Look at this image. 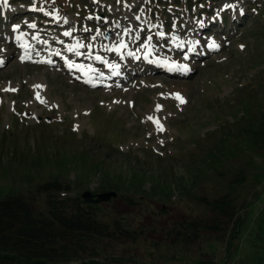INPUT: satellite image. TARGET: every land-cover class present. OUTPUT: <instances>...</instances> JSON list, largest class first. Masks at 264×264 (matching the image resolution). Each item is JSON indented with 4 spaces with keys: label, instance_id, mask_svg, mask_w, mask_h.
<instances>
[{
    "label": "rangeland",
    "instance_id": "rangeland-1",
    "mask_svg": "<svg viewBox=\"0 0 264 264\" xmlns=\"http://www.w3.org/2000/svg\"><path fill=\"white\" fill-rule=\"evenodd\" d=\"M6 9H21L17 24L49 29L41 39L55 35L62 54L81 40L83 61L101 58L95 71L123 35L133 52L154 32L165 51L176 38L199 46L173 45L189 72L122 66V81L89 85L49 66V56L21 62L14 42L0 44L11 49L0 66V199L22 196L38 212L48 209V182L69 184L68 195L80 198L114 191L98 204V221L116 231L98 237L97 256L172 264L191 254L202 264H238L264 202V0H11ZM64 18L74 40L59 44ZM41 46L32 45L35 53Z\"/></svg>",
    "mask_w": 264,
    "mask_h": 264
},
{
    "label": "trees",
    "instance_id": "trees-1",
    "mask_svg": "<svg viewBox=\"0 0 264 264\" xmlns=\"http://www.w3.org/2000/svg\"><path fill=\"white\" fill-rule=\"evenodd\" d=\"M42 189L48 195L47 210L37 212L22 196L0 199V264H150L121 255L97 256L98 237L116 231L98 221L99 206L68 195L71 186L59 181L45 183ZM123 229L128 233L124 236H131ZM189 230L188 236L194 237L196 231ZM247 232L249 244L238 264H264V202ZM176 259L172 264H202L191 254Z\"/></svg>",
    "mask_w": 264,
    "mask_h": 264
},
{
    "label": "bare ground",
    "instance_id": "bare-ground-1",
    "mask_svg": "<svg viewBox=\"0 0 264 264\" xmlns=\"http://www.w3.org/2000/svg\"><path fill=\"white\" fill-rule=\"evenodd\" d=\"M137 20L139 21L140 17L137 18ZM58 26L60 28L66 27L67 26V22L58 23ZM106 26H107V24H106ZM126 29H129V28L126 27ZM68 32H70V31H68ZM153 34H159V33L154 32V33L150 34L147 37V40H146L145 43H143L141 46H138V47L135 46L133 48L135 50L138 49L137 56H138L139 60H137V61L140 62V63L141 62L144 63V64H142V66L145 65L146 63H152V62H154L156 64H160L162 69L168 68L170 65H177V64L178 65H186V62L183 61V59H179V58H177L176 56L173 55L174 54L173 53V48H180L181 46H183L185 44V42L191 48H194L197 45L195 38H190V37L188 38L187 37L185 40L172 39L171 42H172V44L174 46H180V47H174L172 45L173 46L172 49L166 50V51H169V52L171 51L173 53L172 54V53L166 52L165 49L161 45L156 43V42H159V40H157L156 38L154 40L151 39V38H154V37H152ZM127 35H129V31L127 32ZM138 35H139V33H137L136 36H138ZM11 36H13L14 41L19 43L21 45L22 49H24L25 52L22 53V54H24V55H22V57L23 56H28V52H30L31 49L34 50V48L32 47V43L28 42V39L25 38V36L20 31L19 32L18 31H14V34L11 33ZM123 37H124V35L122 37H120V39L117 40L118 44H116L114 47H116V48L123 47L124 48V51H123L124 55H125L124 59L129 63V62L133 61L135 56H133V55H131L129 53L130 52V51H128L129 50V46L127 47L126 42L124 41V39H122ZM37 38H39V37H34V39H32V40L36 41ZM193 40H194V44L189 43L190 41L192 42ZM11 41H13V40L11 39ZM133 42H138V40H135V39L131 40V43H133ZM41 45H43V44H41ZM112 47H113V45H112ZM112 47H111V43H110L108 48L110 50H112L113 49ZM5 50L6 49H4V50L0 49V56H3L4 59H6L5 57L8 56V52H9V51H5ZM35 51L36 50H34V53H35ZM116 52H117V57H116L113 69H118V65H119L120 53H119V51H116ZM148 52H149V56H147ZM34 53L29 55V56L33 57ZM156 55H162V57H159V56H156ZM66 56L67 55L62 56L63 60H65ZM74 57L75 58H71V57L66 58V62L69 61L70 59H75V62L77 64V69H78L77 75L78 76L79 75H83V77L90 76L88 79L94 80V81H98L96 78H93L91 75H89L90 66L88 65V63L81 61L78 57H76V55ZM97 60H99V59H97ZM56 61L57 60L54 59V62H56ZM103 64H106V62L104 61ZM129 64H132V62L129 63ZM133 66L134 65H130L129 68H131ZM80 68H82V71L79 72ZM92 71L94 73V70H91V72ZM105 72L108 73V71H104V73ZM117 74H118L117 76H119V77L123 76V72H119L118 71ZM118 81H121V79H119ZM175 93H177V91ZM178 93H180V95L183 96V94L181 92H178Z\"/></svg>",
    "mask_w": 264,
    "mask_h": 264
},
{
    "label": "snow or ice",
    "instance_id": "snow-or-ice-1",
    "mask_svg": "<svg viewBox=\"0 0 264 264\" xmlns=\"http://www.w3.org/2000/svg\"><path fill=\"white\" fill-rule=\"evenodd\" d=\"M0 2H3V3L6 4V3H7V0H0ZM229 7L234 8L235 5H225V8H229ZM41 10H42V9H41ZM241 11H242V10H241ZM49 14H50V13H49ZM57 17L59 18L58 13H57ZM64 21L67 22V21H66V18H64ZM15 27H16V28H19V25H16ZM30 27L35 28L36 25H35V24H31ZM86 30H87V29H86ZM64 35H66V36H70V35H72V33L66 31V32L64 33ZM177 39H178V38H177ZM189 43H192V42L190 41ZM197 43H198V42H197ZM81 46H82V45H80L79 42H77L76 47H81ZM208 47L211 48V49H213V50H216V49H218V48L220 47V45L217 44V43L215 42V40H213L211 43L208 44ZM241 47H243V46H241ZM73 50H75V49L73 48V46H69V51H73ZM115 50H116V51H119L120 49H119V48H116ZM57 54H59V53H57ZM25 58H26V57H21V60H24ZM29 58H30V57H29ZM97 59H100V57H97ZM44 62H49V63H50V61H44ZM72 66H75V65L70 64V67H72ZM174 67H175V68H181V69H182L183 71H185V72H189V71H191V68H189L187 65H178V64H177V65H175ZM35 87H36V88H40V87H43V86H42V85H35ZM170 95H172L174 98L178 99L181 103H186V100L184 99L183 96L180 95V93L177 92V93H173V94H170ZM37 98L40 99L39 94H37ZM42 102H43V101H42ZM161 107H162L161 105H157V109H158V110H159ZM147 119L152 120L154 123H156V124H157V127H158V130H161V131L163 130V125L160 124L158 118H155V117L149 116ZM77 127H78V126H77ZM161 143H162V142H161Z\"/></svg>",
    "mask_w": 264,
    "mask_h": 264
},
{
    "label": "water",
    "instance_id": "water-1",
    "mask_svg": "<svg viewBox=\"0 0 264 264\" xmlns=\"http://www.w3.org/2000/svg\"><path fill=\"white\" fill-rule=\"evenodd\" d=\"M116 196L117 193L114 191L95 194L90 190H86L82 193L81 198L89 204H100L106 201H110L111 198Z\"/></svg>",
    "mask_w": 264,
    "mask_h": 264
}]
</instances>
